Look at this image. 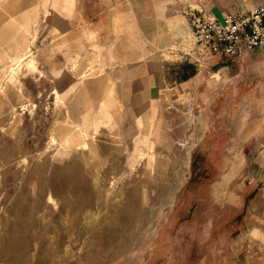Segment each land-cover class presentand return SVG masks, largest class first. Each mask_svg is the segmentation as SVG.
Segmentation results:
<instances>
[{"label": "rangeland", "instance_id": "obj_1", "mask_svg": "<svg viewBox=\"0 0 264 264\" xmlns=\"http://www.w3.org/2000/svg\"><path fill=\"white\" fill-rule=\"evenodd\" d=\"M37 1L19 54L0 44V264H264V173L234 178L208 158L228 135L205 136L200 104L215 73L244 71L161 39L178 17L191 30L194 0ZM82 20L99 27L93 43ZM183 65L194 88L174 91Z\"/></svg>", "mask_w": 264, "mask_h": 264}, {"label": "crops", "instance_id": "obj_2", "mask_svg": "<svg viewBox=\"0 0 264 264\" xmlns=\"http://www.w3.org/2000/svg\"><path fill=\"white\" fill-rule=\"evenodd\" d=\"M264 0H194L204 10L216 15L227 11L249 9ZM40 1L37 0H0V44L6 45L8 55H18L14 51L24 45L28 36V25L40 14ZM12 12V13H11ZM11 13V14H10ZM190 30L189 25L186 26ZM23 31V32H22ZM230 61L229 56H222ZM223 67V66H222ZM230 72L236 70L239 74L244 71L240 80L220 82L209 90L204 86L200 104L207 109V128L205 136L212 134L228 135L221 146L209 139L207 145L209 153L220 159V167H231L234 163V178L240 174V168L255 167L256 173H264V48L253 49L244 59L240 68L236 64L225 66ZM188 66L183 65L181 73L187 72L172 90L186 91L194 88L192 78L194 74L188 73ZM156 80L162 81L163 76L156 70ZM229 82V83H228ZM203 84L201 81L197 88ZM224 84V85H223ZM207 95V100L203 97ZM224 103H223V102ZM222 105L219 106V104ZM227 114V115H226ZM226 121L225 133L219 131V124ZM211 144V145H210ZM249 172H247V175ZM246 175L243 173L242 176Z\"/></svg>", "mask_w": 264, "mask_h": 264}, {"label": "built area", "instance_id": "obj_3", "mask_svg": "<svg viewBox=\"0 0 264 264\" xmlns=\"http://www.w3.org/2000/svg\"><path fill=\"white\" fill-rule=\"evenodd\" d=\"M185 13L195 38V47L192 52L183 50V54L196 62L223 55L231 58V64L241 67L253 49L264 45V1L249 9L220 15L192 4Z\"/></svg>", "mask_w": 264, "mask_h": 264}, {"label": "bare ground", "instance_id": "obj_4", "mask_svg": "<svg viewBox=\"0 0 264 264\" xmlns=\"http://www.w3.org/2000/svg\"><path fill=\"white\" fill-rule=\"evenodd\" d=\"M149 3V0H146ZM184 2H193L192 0H182ZM118 12L120 14L121 17V22H115V29L116 32L119 33H124L126 35H131V31L133 30L134 27V23H133V18L135 17V15L133 14V12L122 2H118ZM153 8H154V13L157 16H160L162 14L163 8H164V4L159 2V1H153L152 2ZM246 9V8H245ZM81 18V17H79ZM137 20V18H136ZM187 24L180 19V17H178V19L176 21H172L169 20L167 21L165 27L162 29L161 31V39L169 42L170 40H173L177 34H181L185 40H184V47L187 50L189 49V52H191V49L195 43V38L193 36V33L191 30L187 29ZM99 29V27L97 26L96 28H94L93 30H89L88 28V24L83 22L82 20V34L84 36V38L90 42L93 43L95 40V33L97 32V30ZM187 47V48H186ZM261 48H264V45L261 46ZM202 64V63H201ZM199 66H202V65ZM200 69V68H199ZM201 72V70H200ZM200 72L196 75V81H198L200 79ZM222 79V73L218 72L215 73L212 78L208 81V87L209 89H212L215 85L219 84L221 82ZM87 82V81H84ZM89 84V82H88ZM76 90V89H75ZM205 98L207 97L204 96ZM85 160H87V157L85 158Z\"/></svg>", "mask_w": 264, "mask_h": 264}, {"label": "trees", "instance_id": "obj_5", "mask_svg": "<svg viewBox=\"0 0 264 264\" xmlns=\"http://www.w3.org/2000/svg\"><path fill=\"white\" fill-rule=\"evenodd\" d=\"M188 64H190V63H188ZM192 74H194V72H192Z\"/></svg>", "mask_w": 264, "mask_h": 264}]
</instances>
